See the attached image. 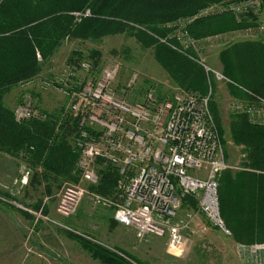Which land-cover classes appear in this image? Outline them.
<instances>
[{
  "label": "trees",
  "instance_id": "obj_1",
  "mask_svg": "<svg viewBox=\"0 0 264 264\" xmlns=\"http://www.w3.org/2000/svg\"><path fill=\"white\" fill-rule=\"evenodd\" d=\"M239 1L245 0H0V154L14 159L23 155V161L32 168L27 186L43 184L48 194L56 182L72 181L79 159L73 143L76 120L63 116L61 108L45 111L43 119L19 123L15 109L6 102L7 95L21 84L45 79L56 53L71 40L84 42L122 34L133 37L143 48L153 47L155 60L176 86L207 96L210 88L203 68L172 48L181 44L174 25L179 20L195 19L189 25L194 38L236 33L253 25L258 18L254 17L250 24L245 18L237 20L231 12L200 14L208 7ZM261 1V16H264V0ZM88 12L90 16L86 15ZM218 55L224 75L231 80L230 89L235 98L248 99L245 89L264 98V41L234 42ZM74 58L81 57L72 52L67 64L74 63ZM54 81L45 80L42 88ZM211 104L226 146L220 107L214 100ZM229 126L232 143L246 152L243 167L253 171L228 170L222 174L221 214L236 240L246 244L262 242L264 175L254 171L264 172V126L252 125L246 116L235 114L231 115ZM226 158H229L227 150ZM117 182L115 170L104 168L99 184L91 189L104 197H112ZM187 204L196 205L191 198L185 199L184 207ZM40 205L41 202L36 204L34 211ZM83 244L92 258L103 264H147L126 252L88 242Z\"/></svg>",
  "mask_w": 264,
  "mask_h": 264
},
{
  "label": "built area",
  "instance_id": "obj_2",
  "mask_svg": "<svg viewBox=\"0 0 264 264\" xmlns=\"http://www.w3.org/2000/svg\"><path fill=\"white\" fill-rule=\"evenodd\" d=\"M262 5L261 0L230 2L208 7L200 15L231 12L237 20L245 18L250 24L256 17L253 25L236 33L264 41ZM194 20L175 23L176 38L181 44L172 48L203 68L210 88L207 96L178 86L172 87L170 95H162L148 87L141 91L140 100L131 99L130 92L140 85V76L134 73L124 87L118 86L121 67L115 65L104 70L99 78L85 81L77 91L73 90V102L67 110L77 122L73 143L79 153L77 167L81 178L89 184H98L102 168H113L118 175L117 189L123 197L116 212L118 219L139 238L150 234L167 237L168 248L175 254L183 251L186 232L195 230L204 234L208 230L204 220L216 231L232 235L221 214L220 179L228 170L253 171L226 158L210 100L214 79L219 83L231 80L222 71L213 69L206 57L220 37L194 38L189 32ZM84 67L91 69L85 63ZM77 69L72 68L71 72L75 74ZM232 102L237 115L246 116L252 125L264 126V98L254 96L252 101L243 102L246 104ZM32 118L45 116L26 106L15 109L17 122ZM254 172L264 175L261 171ZM87 195L88 191L81 186L66 185L60 194L57 214L64 218L76 215ZM92 196L98 203L114 204L98 195ZM188 198L195 202L196 209H186V219L175 224ZM256 248L261 250L264 246Z\"/></svg>",
  "mask_w": 264,
  "mask_h": 264
},
{
  "label": "rangeland",
  "instance_id": "obj_3",
  "mask_svg": "<svg viewBox=\"0 0 264 264\" xmlns=\"http://www.w3.org/2000/svg\"><path fill=\"white\" fill-rule=\"evenodd\" d=\"M77 16L80 17L79 14ZM262 22L264 28V16ZM217 36L223 47L238 42V39L226 35L223 41L221 35ZM218 46L208 51L206 57L213 69L222 71L218 57L221 48ZM72 52H77L81 58H74L70 66L67 63ZM91 54L93 57H90ZM84 63L91 69L84 67ZM115 65L121 67L118 86L124 87L134 73L140 76V85L130 92L131 99L140 100L141 91L148 87L155 88L162 95H170L172 87L176 86L155 60L153 47L143 48L135 38L122 34L100 40L66 42L49 64V75L13 89L7 95V105L12 109L30 107L41 114L62 108V115L70 117L67 110L73 102V90L77 91L85 81L99 78L104 70ZM71 67H77V73L71 72ZM45 80L55 81L43 89ZM230 85L231 82L219 83L214 79L211 98L220 107L228 160L243 166L246 152L235 146L230 136L231 115L236 114L232 101L236 100V104L248 102L256 95L245 89L248 99L235 98ZM23 160V155L14 159L0 154V264H103L92 258L83 242L126 252L147 264H264V249L256 248V245L264 246V241L253 244L240 242L231 229L228 228L232 235H225L211 228L205 220L208 230L204 234L195 230L186 232L183 251L172 253L167 237L150 234L139 238L131 227L121 223L116 212L123 197L117 186L112 197L100 195L91 189L99 183L85 182L76 165L72 181L56 182L49 194L43 184L27 189L25 187L30 184L32 168L28 170V163ZM66 185L81 186L88 191L80 210L70 218L56 212L60 194ZM92 194L114 204L98 203ZM39 202L41 210L34 211V206ZM191 208L196 209V205L187 204L174 223L185 220L188 214L185 210Z\"/></svg>",
  "mask_w": 264,
  "mask_h": 264
},
{
  "label": "crops",
  "instance_id": "obj_4",
  "mask_svg": "<svg viewBox=\"0 0 264 264\" xmlns=\"http://www.w3.org/2000/svg\"><path fill=\"white\" fill-rule=\"evenodd\" d=\"M220 35V34H219ZM224 35H226L227 37H230L231 39L232 38H234V39H238V41H250V42H258V40L255 38V37H251V36H244V34H240V33H229V34H221V37H222V41H223V39H224ZM220 43V42H219ZM229 44V43H228ZM227 44V45H228ZM231 44V43H230ZM219 45V46H218ZM219 47V48H221V49H223L224 47V45H223V43H220V44H216L215 45V47L213 48V49H215L216 47ZM223 47V48H222ZM219 54V53H218ZM218 57H219V55H218ZM222 66V65H221ZM222 69V68H221ZM174 84V83H173ZM235 115H237V114H235ZM233 172V171H232ZM236 173V172H235ZM53 181L51 180V181H49V183H52ZM25 188H27V189H30V188H32L31 187V185H29V186H27V187H25ZM84 201V200H83ZM83 203V202H82ZM82 203H81V205H80V208H81V206H82ZM80 208H79V210H80ZM41 210V209H40ZM39 210V211H40ZM78 213V212H77ZM73 217V216H72Z\"/></svg>",
  "mask_w": 264,
  "mask_h": 264
}]
</instances>
